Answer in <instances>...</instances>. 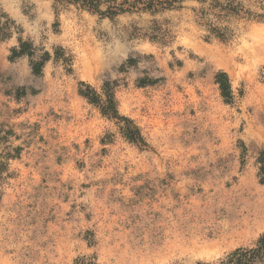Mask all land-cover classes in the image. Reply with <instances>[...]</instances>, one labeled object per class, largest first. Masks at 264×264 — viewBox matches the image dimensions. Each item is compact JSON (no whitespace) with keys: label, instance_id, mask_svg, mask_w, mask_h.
<instances>
[{"label":"rangeland","instance_id":"rangeland-1","mask_svg":"<svg viewBox=\"0 0 264 264\" xmlns=\"http://www.w3.org/2000/svg\"><path fill=\"white\" fill-rule=\"evenodd\" d=\"M149 1L0 0V264H219L264 234V2ZM106 82L141 141L80 93Z\"/></svg>","mask_w":264,"mask_h":264},{"label":"trees","instance_id":"trees-1","mask_svg":"<svg viewBox=\"0 0 264 264\" xmlns=\"http://www.w3.org/2000/svg\"><path fill=\"white\" fill-rule=\"evenodd\" d=\"M183 0H164L158 1L164 8H172L176 3ZM201 2H206L207 0H200ZM264 2V0H261ZM154 1H149L152 4ZM91 3V4H90ZM84 6H87L93 11H98V6L95 5V1L84 2ZM211 10L217 16H222V14L237 13V6L234 5V0H211ZM203 19H207L206 16ZM211 31L216 33L217 36L223 38L225 36V29L217 26L211 25ZM38 64H35V69ZM218 81L222 92L225 96L229 95V85L227 82L226 74L221 73L218 75ZM85 88L80 90V93L87 97L92 103L99 106L104 115L111 119L117 120L122 134L128 140L132 142H139L142 140L140 130L134 125L133 121L129 118L121 116L117 110V104L114 98L113 87L110 83L106 82L103 86V91L97 93L90 85H85ZM260 176L261 181L264 182V154L260 157ZM90 262V261H89ZM264 262V234L259 237L254 246L251 247H240L229 253L225 258L221 259L219 264H258ZM76 264H91L84 260L78 259ZM196 264H214L210 262H198Z\"/></svg>","mask_w":264,"mask_h":264},{"label":"bare ground","instance_id":"bare-ground-1","mask_svg":"<svg viewBox=\"0 0 264 264\" xmlns=\"http://www.w3.org/2000/svg\"><path fill=\"white\" fill-rule=\"evenodd\" d=\"M206 52L208 53L209 51L207 50ZM216 52L218 54L222 53L218 48H216ZM261 52H264V32L261 29H255L252 32V42L247 43L242 47V53L249 57Z\"/></svg>","mask_w":264,"mask_h":264}]
</instances>
